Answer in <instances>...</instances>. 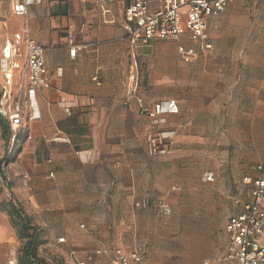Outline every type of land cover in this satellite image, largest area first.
<instances>
[{"label": "crops", "instance_id": "obj_1", "mask_svg": "<svg viewBox=\"0 0 264 264\" xmlns=\"http://www.w3.org/2000/svg\"><path fill=\"white\" fill-rule=\"evenodd\" d=\"M6 1L0 0V28L4 27L6 35L0 46V61L6 41L25 55L27 30L30 38L45 47L46 80L50 85L38 93L40 118L29 126L33 140L24 141L23 137L14 153L15 161L7 166L14 201L29 204L36 212L106 211L103 216L96 212L99 214L90 217L89 224L99 231L112 229L109 215L114 208H122L120 221L115 223H139L136 216L130 217L132 207L152 201L147 199L150 196L146 190L156 189L157 170L142 164L143 158H152L148 157L146 146L143 149L140 144L145 118L140 115L137 99L128 97V76L131 70L138 72L139 51L151 55V44L132 42L123 28L119 3H109L102 13L93 0H42L29 8L26 16L18 18L14 14L15 2ZM208 30L214 57L227 52L229 40L238 41L234 45L237 47L243 45L241 40H250L254 47L263 46L260 39H264V0H233L220 16L209 18ZM71 34L78 47L74 58L67 48ZM184 44L191 45L187 41ZM202 53L199 51L198 55ZM138 96L149 105L160 101L159 96L142 94L141 90ZM176 116H168V121ZM56 136L62 139L56 140ZM24 174L31 176L32 190L22 186ZM38 190L45 197L41 204L32 195ZM3 202L0 189V204ZM74 227L63 232L65 237L60 238H65L64 243L75 240ZM118 227L115 225L113 237L122 235L126 239L129 234L122 225L118 235ZM103 238L101 241H105ZM104 243L109 242L96 246L93 252H89L90 246L78 247L71 252L72 264L88 256L93 257V264H113L117 249L141 254L128 245L125 248L124 242L109 248ZM20 245L9 211L0 209V264H9L10 254L17 255ZM79 254L84 256L80 258Z\"/></svg>", "mask_w": 264, "mask_h": 264}, {"label": "rangeland", "instance_id": "obj_2", "mask_svg": "<svg viewBox=\"0 0 264 264\" xmlns=\"http://www.w3.org/2000/svg\"><path fill=\"white\" fill-rule=\"evenodd\" d=\"M4 33L1 27L0 46L5 41ZM260 42L263 46L254 47L250 40H241L243 45L237 47L234 45L238 41L229 40L230 47L223 55L214 57V50L207 51L190 63L178 57L174 41L152 42L149 56L139 51V91L159 96V100L176 98L181 107L178 116L167 125L176 132L173 153L142 160L143 165L157 170L156 189L146 190L150 196L147 199L152 201L132 207L130 217L134 215L139 221H132V225L115 223L120 221L122 208H114L109 215L110 231H99L89 224L93 214L102 212L103 216L106 211L36 212L29 204H21L41 231V259L47 264H72L71 252L78 247L87 245L92 247L89 252H93L103 242H109L104 243L106 248L124 242L125 248L128 245L140 252L150 264H236L228 259L225 226L229 217L242 212L250 199L242 181L244 176H256L264 159V39ZM141 128L140 144L144 149L145 121ZM11 149L0 126V168L3 163L7 167L15 161L17 149ZM207 174H213V181L205 180ZM0 189L3 204H7L10 198L2 186ZM28 189L32 190L31 182ZM32 195L37 204L45 198L39 190ZM161 202L170 213L161 209ZM71 225H75V240L58 244L59 238L65 237L63 232L72 229ZM115 225L119 226L118 235L123 225L124 232L129 234L126 239L122 235L113 237ZM101 235L105 241H101ZM18 239L20 250L25 243Z\"/></svg>", "mask_w": 264, "mask_h": 264}, {"label": "built area", "instance_id": "obj_3", "mask_svg": "<svg viewBox=\"0 0 264 264\" xmlns=\"http://www.w3.org/2000/svg\"><path fill=\"white\" fill-rule=\"evenodd\" d=\"M14 14L24 17L28 9L36 6L42 0H13ZM102 13L107 11L109 3H119L122 6L123 28L131 36L133 43L141 42L149 46L155 41H174L177 43L178 57L185 63H190L198 57L199 51L207 52L214 49L209 38L208 20L220 16L233 0H93ZM24 31L25 55L6 41L2 48L0 61V118L7 123L9 129V144L11 150L24 141L33 140L29 132L32 122L39 120L40 107L38 93L50 87L46 80L45 47L36 43ZM191 45L187 47L184 42ZM70 57H75L78 50L74 35L68 37ZM139 75L131 70L128 76V97L137 99L140 115L147 123L145 146L149 158L169 156L173 153L176 132L168 129V116L180 112V103L174 98L160 100L151 105L138 96ZM70 113V108H67ZM25 132V134H23ZM57 139H62L56 136ZM10 155L12 152L9 153ZM52 163V160H49ZM6 163L0 168V184L6 196L13 199L10 187L11 177L6 171ZM54 177V172L49 174ZM205 180L213 181V174H207ZM31 176L24 174L23 187L29 188ZM243 183L249 190V201L244 210L229 217L225 230L228 233V258L236 264H264V159L257 167L256 176H244ZM177 188H174L176 191ZM165 213H170L169 207L160 203ZM65 238H59L64 243ZM113 264H149L145 257L137 252L114 251ZM98 254H101L97 252ZM93 257L78 264H93ZM9 264H18L17 255L11 253Z\"/></svg>", "mask_w": 264, "mask_h": 264}, {"label": "trees", "instance_id": "obj_4", "mask_svg": "<svg viewBox=\"0 0 264 264\" xmlns=\"http://www.w3.org/2000/svg\"><path fill=\"white\" fill-rule=\"evenodd\" d=\"M0 126L3 129V136L9 142V129L7 123L1 118ZM0 209L9 211L10 221L16 230L17 237L25 243L17 253L18 264H47L39 254V249L43 243L41 231L33 224L21 205L12 199L7 204H0Z\"/></svg>", "mask_w": 264, "mask_h": 264}]
</instances>
